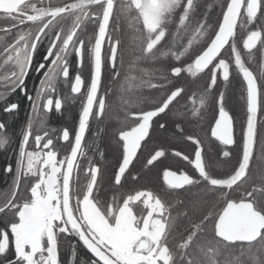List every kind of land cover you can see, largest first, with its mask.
<instances>
[{
  "label": "snow or ice",
  "instance_id": "6c2138e0",
  "mask_svg": "<svg viewBox=\"0 0 264 264\" xmlns=\"http://www.w3.org/2000/svg\"><path fill=\"white\" fill-rule=\"evenodd\" d=\"M218 2L220 15L212 21L201 10V0H0V20L7 21L0 27V102L19 89L30 105L15 168H5L12 176L0 204V214L11 213L0 228V257L6 264H264V0ZM206 8L211 11L212 6ZM125 25L134 46L129 69L148 65L139 69V76L124 71ZM238 29L246 33L242 47L236 43ZM45 39L46 54L35 68L43 75L34 94L29 93L26 77ZM226 46L228 58L223 56ZM258 48L261 61L254 71L242 50L252 62ZM73 55L77 70L70 78ZM86 61L87 83L82 77ZM233 65L246 93L239 141L218 85V80L230 83ZM106 69L109 85L103 82ZM205 73L203 87L189 94L183 82ZM61 79L65 84L71 79V94L84 97L72 140L68 128L55 136L57 129L49 128L46 120L53 106L57 112L63 107L61 98L52 97ZM115 84L123 119L116 117L120 126L112 134L122 156L114 183L121 188L154 125L166 131L162 115L184 99L183 111L173 113L178 117L174 128L183 135L184 121L203 119L213 110L210 135L224 146L217 157L223 158L222 178L206 162L203 141L194 135L186 136L194 145V158L173 153L192 166L193 174L169 168L162 173L169 190L203 185L205 195L216 201L210 208L205 210L210 202L203 199L190 206L180 200L169 203L148 189L104 197L98 180L102 167L92 158L82 167L80 158L86 156L91 122L99 124L108 115ZM145 89L165 91L156 100L139 95ZM19 107L18 101L12 102L3 111L13 114ZM104 131L98 128L93 137ZM10 141L6 123L0 122V149ZM59 141L70 143L62 156ZM237 143L239 152L228 148ZM96 151L102 159L104 152L99 147ZM165 155L163 149L155 150L147 165ZM65 241L67 259L62 255ZM81 247L90 254L87 258L80 256Z\"/></svg>",
  "mask_w": 264,
  "mask_h": 264
},
{
  "label": "trees",
  "instance_id": "16d2710c",
  "mask_svg": "<svg viewBox=\"0 0 264 264\" xmlns=\"http://www.w3.org/2000/svg\"><path fill=\"white\" fill-rule=\"evenodd\" d=\"M206 4L212 6L211 11H208ZM201 10L208 12L212 21H216L220 15V3L218 0H201ZM125 66L124 71L126 74L130 75H141L139 69L148 67L147 64H135L131 70L129 65L134 62L133 44L131 43L130 30H127V25H125ZM246 33H241L238 29L237 35V46L242 47V38ZM224 52V58H228L230 55V48ZM242 55L245 57L246 64L251 67L254 71L258 70V66L261 61L259 48L254 50V59L252 62L247 60L248 53L242 50ZM208 79V74H201L197 78L187 77L183 82L184 86L190 89L191 92L197 91L202 88L204 82ZM105 85L110 84L109 75L104 80ZM159 82V81H153ZM218 85L220 90L225 92L226 98V108L229 110L230 114L234 118V128L235 136L239 141L240 128L241 125L246 121V93L242 85V78L235 71L233 65V76L230 78V83L225 85L221 80H218ZM114 89L113 93L110 94L111 106L108 110V115L105 120L101 123L96 121L91 122L90 130L87 133L86 141V156L83 160V167L88 166V158H92L97 161L102 167V172L98 177V180L103 188L104 197L110 199L114 194H129L135 190L148 189L152 190L162 198L167 200L169 203H175L177 200L183 201L185 205H191L197 203L201 199L209 201L210 203L206 205V209L211 207V203H215V199L211 196L205 195L203 191V185L200 187H188L185 190H169L167 186L163 183L162 173L165 168H169L173 171H186L189 174H193L194 170L192 166L187 162L183 161L182 158L176 157L173 153L174 151H180L184 155H188L190 159L194 158V145L191 141L186 140L187 135H194L197 138L202 139L204 155L206 162H211V167L215 170L217 178H222V173L224 171V165L222 163L223 158L218 157V153L224 148L220 145L215 138L210 135V124L214 123L213 110L209 109L203 116V119L193 118L191 121H184L182 127L184 129V134L181 135L174 128V121L178 122V117L173 115L177 108L183 111L186 101L181 99L179 104L176 105L172 112H169L166 116L162 115L160 122H166V131L160 130L154 125V129L151 133V138L148 139L142 145L141 151L138 153V159L134 161L133 165L130 167V175L126 174L127 178L122 180L123 188L116 186L114 183V172L118 169L119 162L122 159L121 150L115 144L113 139V132L120 126L119 117L123 119L122 110L120 107V92L119 84L111 85ZM163 89L161 90H144L139 93V95H146L149 97H154L159 100L161 96L164 95ZM190 107V105H189ZM98 128H104L105 131L101 133L98 137H93V133L97 132ZM97 147L104 152V157L101 159ZM233 152L240 151V145L228 146ZM163 149L166 155L160 158L159 162H154V165H147V159L150 158L151 154H154L155 150ZM6 162V156L0 152V175L4 169V164ZM131 176H136L137 180L133 181ZM83 180V177H81ZM239 191V190H237ZM139 211V209H137ZM185 209L180 208L179 211L183 212ZM175 214V213H174ZM2 221L0 220V224ZM181 226H186V223L181 219ZM62 255L65 259L69 256L68 242H62ZM80 256L87 258L90 254L87 253L82 247L79 249Z\"/></svg>",
  "mask_w": 264,
  "mask_h": 264
},
{
  "label": "flooded vegetation",
  "instance_id": "af4514ba",
  "mask_svg": "<svg viewBox=\"0 0 264 264\" xmlns=\"http://www.w3.org/2000/svg\"><path fill=\"white\" fill-rule=\"evenodd\" d=\"M7 21L0 20V27L6 26ZM92 28L88 29V32L91 33ZM0 35H4V33H0ZM8 39V37H5ZM48 47V40L45 39L41 41L40 46L37 49V52L34 57V62L31 70L26 77V88L29 93H33L35 88L38 86L39 81L43 75V71L37 72L35 70L36 65L40 62H43V56L46 54V49ZM107 47V45L105 46ZM82 77L85 79L86 83L89 81L90 69L87 61L82 66ZM77 70V62L76 57L73 55L71 57V66H70V78H74ZM107 74L109 75L108 70H105L103 76V82H105V78H107ZM71 79L67 84L63 82L61 79L57 83V91L52 93L53 100L56 98H61L63 101L62 109L57 112L53 106V110L47 114L46 120L49 128H56L57 133L55 136H59L60 132L64 128H68L70 131V140L74 139V131L78 125L79 113L81 111V106L83 102V95L81 94H71L70 92ZM4 89L0 86V92H3ZM86 92V88H82V93ZM19 102L20 107L19 110L14 112L13 114H7L3 111V108L12 102ZM30 112V105L28 100L25 98L24 92L17 89L15 93L7 96V100L0 102V122H5L7 125V132L11 137V141L8 145L5 146L4 149H0V152L6 156V162L4 164V169L0 175V204L4 201V195L9 189L12 183V176L5 171L7 165H13L15 168V160L18 151L19 141L21 139V131L26 125L28 115ZM88 133V132H87ZM87 133L85 136L84 147L86 150V141H87ZM33 147L30 141V148ZM57 149L60 150V155H65L70 151V143L59 141L56 144ZM85 157L80 158V163L83 167V160ZM11 218V213L7 216L0 214V220L2 223L0 224V228L5 226V223ZM9 258H11V253L9 254ZM0 264H6V261L0 257Z\"/></svg>",
  "mask_w": 264,
  "mask_h": 264
},
{
  "label": "water",
  "instance_id": "95a60500",
  "mask_svg": "<svg viewBox=\"0 0 264 264\" xmlns=\"http://www.w3.org/2000/svg\"><path fill=\"white\" fill-rule=\"evenodd\" d=\"M228 48V46H226V49ZM131 167V166H130Z\"/></svg>",
  "mask_w": 264,
  "mask_h": 264
}]
</instances>
